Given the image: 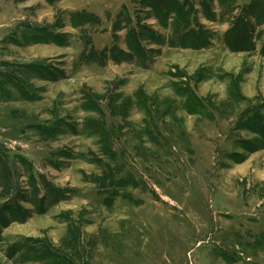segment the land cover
Listing matches in <instances>:
<instances>
[{
	"label": "rangeland",
	"instance_id": "374dc122",
	"mask_svg": "<svg viewBox=\"0 0 264 264\" xmlns=\"http://www.w3.org/2000/svg\"><path fill=\"white\" fill-rule=\"evenodd\" d=\"M180 1L0 0V264H264V0Z\"/></svg>",
	"mask_w": 264,
	"mask_h": 264
},
{
	"label": "trees",
	"instance_id": "16d2710c",
	"mask_svg": "<svg viewBox=\"0 0 264 264\" xmlns=\"http://www.w3.org/2000/svg\"><path fill=\"white\" fill-rule=\"evenodd\" d=\"M140 5L145 6V8L153 9L154 15L157 19H161L163 21H166L168 18L169 20H177L179 26H182V28L187 27V29L191 26V36L190 41L191 44H183L181 45L184 48L193 47L195 49H202L207 46V43H204L206 41V38L203 37L200 33L198 34L196 32L193 24V21H195V14L194 10L191 9L190 4L182 3L180 0H140ZM206 3V0H203ZM203 4V5H204ZM194 15V17H193ZM174 17V18H171ZM186 24V25H185ZM230 46V45H229Z\"/></svg>",
	"mask_w": 264,
	"mask_h": 264
}]
</instances>
